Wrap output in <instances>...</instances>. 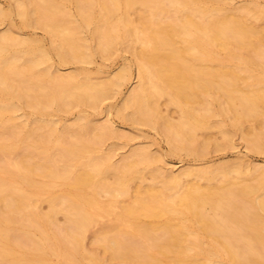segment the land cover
<instances>
[{
  "label": "bare ground",
  "instance_id": "6f19581e",
  "mask_svg": "<svg viewBox=\"0 0 264 264\" xmlns=\"http://www.w3.org/2000/svg\"><path fill=\"white\" fill-rule=\"evenodd\" d=\"M61 1L16 0L19 7H17L18 13L16 14L24 19L25 24H27L28 19L32 21L31 18L34 15L37 16L36 21L39 15L50 19L49 23L44 24L56 37L50 48L43 47L40 44V39L19 36L17 30L15 31L16 34L10 28L0 32V123L4 122V115L7 112H15V110L17 112V109H20L25 103L33 106L34 111L32 110V113L39 112L40 117L42 112L51 113L56 106L59 108L60 100L64 104L87 101L89 102L87 105H90V102L96 105L102 98H106L113 86L121 84V78L125 77L123 75L119 74L112 80L96 82L89 80L91 75L89 79L87 74L81 77L85 69L78 70V73L77 71L76 73L72 72L73 74L68 73L69 75H57L53 72V76H51L52 70L49 69V62L52 59L51 52L54 50L62 62H68L69 58H72L73 61L76 60L75 63H82L79 61L91 59L90 51L93 47L89 42L90 39H86L85 34L83 35V30L86 27L91 28V25H93L92 27L95 26L91 36L93 34L92 38L98 40L97 43L100 45L98 48H102L103 51L112 46L111 44L118 37L124 41L130 38L131 43L135 45L136 41L143 44L139 45L141 47L139 49L129 47L134 49L133 51L140 58L139 75L141 82L140 86L118 111L120 115L128 116L127 108L132 106L134 113L136 110V114L137 112L140 115L148 116L151 114V117L153 114L155 117L154 114L158 113L155 97L160 96L162 98L164 94L169 95L170 102L178 104L182 108V117L179 118V121L173 122L162 118L164 126L168 129L167 138L172 141L173 146H178L179 144L174 145V143L181 139L186 143V146L189 143L197 147L199 144L197 129L202 126L208 127L210 124L208 115L211 112H219L221 115L223 114L222 111L226 110L233 118L234 127H239L243 125V121L246 122V115L253 113L258 115L256 112L259 113L264 110V66H262V70L257 71L258 73L246 69L251 66V62H256V56L258 60L259 58L264 59V47H259L260 44H257L262 32L260 33L256 26L255 28L254 25L247 24L236 14L237 17L231 16L232 14L228 15L223 12L225 10L222 11L224 14H221L222 12L216 14L223 7L215 10V8L207 6L210 2L205 3L207 4L205 5L200 0H83L82 2H85L86 6L78 5L80 19L76 21L71 16H60V13L64 14L65 11L61 8L62 4L59 5ZM135 6L139 9L143 8L141 17H139L141 18L139 24H134L130 17L131 10H134ZM97 8H100L99 12L96 10ZM4 9L0 5V17L6 12ZM257 9L258 7H256ZM248 10H251V7L250 9L248 7ZM96 11V15L100 17L102 22L100 25H97L98 22H95L96 25H94L95 23L92 24L93 20L91 21V17L95 15ZM262 11L264 12V10ZM8 16L10 15L8 14ZM96 18L94 20L98 19ZM232 36L235 38L234 42L230 41ZM129 40L128 42H130ZM132 40H135V43ZM259 42L262 41L259 40ZM232 46L239 50H235ZM249 46L253 47L255 53L246 56L247 50L243 51ZM219 47L227 50L226 52L222 50L226 53L224 57L217 56L219 51H216V48ZM247 52L249 53V50ZM209 59L216 60L217 65L220 64V66L210 68L209 66L206 67L207 65H200V61L203 63L204 60ZM233 59L238 60L236 64L238 69L231 67L233 65H230V61L234 62ZM226 60H229L228 64L225 62ZM258 60L256 63L262 65ZM48 63L49 65L45 68L41 67ZM225 63L230 67L226 66ZM40 67L45 69V71L43 70L44 75H49L47 78H49V82L52 80L51 84H48L49 82L44 84L42 76L34 74L35 71L40 70ZM79 69H83V67ZM241 69L244 72L247 70L248 75L245 76L246 73H243V76L242 72L240 73ZM27 74H34L35 76H26ZM15 80L18 81V84H16L17 81L13 82ZM239 80L244 81L245 84H242L243 82L238 83ZM215 82L218 83L221 90H224L223 93H227L226 103L223 100L224 105L219 102L217 107L214 104L221 98L218 92L211 95L214 96L212 100H209L208 97V100H205L200 96L201 93H207ZM240 83L244 85L242 88H240L242 86ZM255 84L259 85L256 86ZM245 86L246 88L249 86V89H244ZM210 93L208 92V94ZM25 94L26 97H32V100L30 98L31 102L23 101ZM191 98H196L204 105L203 108L201 109L199 106L200 109L196 110V108L188 105L187 100L189 101ZM220 101L222 102V100ZM47 106L54 108L51 111H46V108H49ZM207 113L209 114L207 115ZM250 116L249 120H251ZM13 117H11L10 123L7 119L9 124L4 125V129H7V136L3 137L0 134L2 136L0 137V264H53L51 260L56 257H58L60 264H84L83 260L87 264V260L83 259L86 256L82 252L84 251L85 233L90 230L89 228L93 224L96 223L97 225L99 220L102 223V219L110 215H113V220L109 224L108 230L104 232L105 234L102 232L104 234L103 240L110 244L109 247L113 248L115 252H120L121 255L118 256H123L126 264H129L133 257L138 258L139 263L137 264H214L215 259L216 264L219 261L217 259L228 260L226 262L230 264H264L263 167L262 169L253 166L254 173L259 171L261 174L256 184L247 181V183H241L243 178L240 176L244 174L243 177H249L246 172V174L242 172L243 169L240 170L241 167L238 171L240 176L236 174L238 178L235 177L241 181L233 179L232 182L227 164L226 167L223 164L218 168L209 166L197 168L198 170L186 169L177 173L163 172L162 177L159 176L163 178V185H172L177 190L179 185L183 186L182 177L184 175L199 176L196 177L197 179L200 176H208L209 182H211L220 174L219 176L222 175L221 177L227 182L224 184H229V186L228 188L224 186V190V187L220 185L223 189L218 191L211 183V185L203 186L204 184H199L200 182H194L186 188L183 186V190L181 189V192L177 191L178 193L175 194L172 187H167L173 190V194H170L166 193L168 192L167 189L165 192L160 190L162 187L157 189L152 186L148 187L146 192L137 190L132 201L125 204L122 202L121 205H123L119 206L117 204L119 203L118 197L127 196L130 193L128 180L140 174L141 171L139 172L138 167L141 166L138 165L147 161L151 154L148 155V152L144 151L136 152L132 157H126L122 163L120 162V165L118 164L119 166L115 165V169L121 170L123 173L120 175L116 173L115 180L109 182L106 180L107 178L104 179L103 177L107 168L102 166L103 164L106 165L105 167L114 165L110 164L109 155H106L107 158L102 157L104 161L100 162L98 156L91 153L94 150H92V144L102 138L105 129H107L106 126L93 127L97 131L87 136L84 134L85 132L81 131H87L88 125L90 128L92 127L89 124L90 119L87 118L88 115H80V119H82L80 122H85L79 126L83 130L74 134L76 139L69 134L74 138H70L73 140L69 139V142H66L68 138L63 136L65 141L64 138L62 140L59 138V142L54 143L56 146L52 147L53 145L51 146L49 143L50 136L49 139L46 136L48 131H45L46 134L38 136L35 140L33 138L35 142L31 141L34 143L32 144L34 148L31 143L28 146L33 148H30V151L37 149V152L34 151L36 154L38 153L35 158V154L28 152L25 155H22L24 153L21 155L17 153L22 149L18 144L19 136L22 140L25 135H21L23 131H18L21 134L17 131H11L10 127L20 124V122L14 121ZM153 117L152 120L148 119L153 121ZM49 119L44 118L45 123L54 127L58 120ZM7 120L5 121L7 122ZM30 121L36 123L34 118ZM27 124L25 122V126ZM0 125L3 126V124ZM220 127L223 128L222 124ZM50 129L53 130L54 128L50 127ZM223 130L224 133L228 134V129L223 128ZM25 131L28 136L32 135L33 131ZM36 132L38 134L39 131ZM49 132L53 133L50 130ZM39 133L41 134V131ZM64 135L66 136L65 133ZM256 137L251 141V143L254 142V145H257L258 140H261L259 139L260 135H256ZM173 141L175 142L173 143ZM54 148H58V152H54ZM85 151H89L86 161V165L89 167L75 170L77 168L71 167L72 165L68 162L69 160L66 161V158L72 157L77 160ZM251 174L250 176L253 177V173ZM152 175L154 179H157L159 173L154 171ZM38 176L42 179H38ZM255 176L257 177V174ZM154 181H158V179ZM236 183H239V186L233 187ZM55 186L61 188L60 191L55 192L53 190ZM220 186L219 188H221ZM260 191L263 194L261 196L258 194L261 193ZM102 192L109 194L110 198L107 202L100 199ZM236 198L239 201L240 199L241 201L247 200L255 210L246 208L243 205L245 203L233 201ZM40 200L49 202L50 208L47 212L40 210L39 203H42L39 202ZM207 206L211 207L212 214L211 211H209L210 213L206 211ZM59 212L65 214L66 221L63 225L56 226L55 219L57 220L56 215ZM172 214H178L183 219L179 217L180 221L177 219L179 222L173 224L170 221ZM141 215H148L153 218L169 216L165 222H161L163 225L162 228H159L157 225L140 220ZM184 217H188L187 219L191 221H189L191 224L186 223ZM160 229L166 231L165 237L155 235L156 231ZM163 231L159 234H162ZM194 231L204 233V235L200 234L210 241L207 239L208 242L205 243V238L201 237L199 233V235L197 233L194 235ZM134 238L142 240V243L140 245L126 244V240L131 239L133 241ZM103 245L105 244L103 243ZM51 256L56 257L50 259ZM100 257L102 258L101 255ZM89 260L90 264H102V259L97 255L90 256ZM132 263L134 262L131 261Z\"/></svg>",
  "mask_w": 264,
  "mask_h": 264
},
{
  "label": "rangeland",
  "instance_id": "374dc122",
  "mask_svg": "<svg viewBox=\"0 0 264 264\" xmlns=\"http://www.w3.org/2000/svg\"><path fill=\"white\" fill-rule=\"evenodd\" d=\"M56 1H58V0H56ZM82 1L83 0H81V1L80 0H62L59 3V5L62 4L61 8L65 10L64 14L65 13L66 14L64 15V14L60 13V16L61 15L63 17L71 16L76 21H79L80 12L78 11L79 10L78 5L83 6V7L86 6L85 2H82ZM200 1H202V3H204V4L205 3L208 4L210 2L208 5L207 4H205V5H207L209 7L211 6L210 8H215V10H219L223 7L221 10L217 11L216 14L225 10L223 12H226L228 15H231V14H232L231 16L237 15L238 17H241V19L243 21H245L247 24L249 23V25H252V26L254 25L253 27L256 26L257 30L260 31V33L262 32L259 35L260 36L259 40L262 42L260 43L258 40L257 44L258 45L260 44L259 47H261V46L264 47L263 46L264 45V12L262 11V10H264V0H200ZM0 5L2 6L3 9L5 8L4 11H6L0 17L1 18L0 19V32L6 31V30H8V28H10V30L12 29V32L16 34L15 31L17 30V32H18L17 34L18 35L20 34L19 36H21V37L37 38L38 40L40 39V44H42V46L45 48H50L53 41L56 40V37H54V35L51 34V32L48 30L49 28L46 27V25H44V24L50 22V19L48 17H43V16L39 15L41 18L38 16V20L36 21L35 19H37L36 18L37 16L34 15L35 17L33 16L31 18L32 21L30 19L27 20V22H26L28 24L27 25L24 23L25 22L24 19L21 16H19V14H16V13H18L17 11L19 8L18 4H16V0H0ZM212 5H214L215 7H213ZM136 6L141 7L140 5H136ZM138 7H136L134 10L132 9L131 10L132 12L130 14V17L134 21V24H136V23L139 24L140 20H141V18H139V17H141L140 15H141L143 8L139 9ZM248 7H249V9L251 7V10L247 11ZM256 7H258L257 10H256ZM96 10H98V12H99L100 8H97ZM259 10H261V11H259ZM10 12H11V14H10ZM67 12H69V13H67ZM138 12H140V13H138ZM184 12H186V11H184ZM223 12L221 14H224ZM256 12H258V13H256ZM255 13H256V15H254ZM8 14L10 16H8ZM68 14H72V15H68ZM96 14H97V11H96L95 15H93V16L95 18L97 17L98 19L97 18L96 19L98 21L94 20L95 18L92 16L91 17V21L93 20L92 24H94L95 22L96 23L98 22L97 25H100L102 23L101 19ZM96 23L94 25H96ZM92 26L93 25H91V28L86 27L83 30V32H84L83 35L85 34V36H86V37L85 36L84 37L88 40L90 39L89 42H90L91 46L93 47L92 48L93 50L91 49V51H90L91 59H89V61H84V60L79 61L82 63H75L76 60L73 61L72 58H69L68 62H62L59 59L60 57L57 56L58 54L54 50L53 52H51V57H52L51 61L53 63V66H52L51 61L49 62L50 63L49 69L51 68L50 71L52 70L51 76H53V72H54V74L57 73V75H60V74L61 75L66 74L67 75L68 73L69 74H71L72 72L76 73V71L78 73V70L81 71V70L85 69V71H84L85 73L81 72L82 73L81 77H83L84 74L85 75L87 74L86 76H88V79H89L90 78L89 76L91 75V78L89 79L91 81H96V82L97 81H108L109 79L112 80V79L116 78V76H118L119 74L123 75V77L124 76L125 77L121 78V84L120 85L113 86L112 87L113 89L111 88L112 91L110 90V92H108V95L106 96V98L105 97L102 98L100 100V102L98 101L99 104L97 103L96 105H93L91 102H90V105H87L89 103L87 101L82 102V103L81 102H69V103L64 104L60 100L59 101V108H57V106H56L57 109L54 107H53L54 108L53 109L51 106H47L50 109L46 108V111L47 110L51 111L53 109V112H51V113L50 112L49 113L42 112L41 117L39 115V112H37L38 115L36 112L32 113V110L34 109L33 106L28 105L26 103H25V105L21 106L20 109H17V112H16V110H15V112L10 111L11 113L7 112L6 115H4V122L5 123L4 122L0 123V124H3V126L0 125V134L3 137L7 134L6 133L7 129H4L5 128L4 125L9 124L11 121V117H13L15 115L13 117L14 121H16V122L18 121V122H20V124H17L14 127L13 126L10 127L11 131H15V132L16 131L17 132L23 131L24 134L23 133L21 134V132H18V133L26 136V137L24 136L26 140L22 136L23 137L22 140L24 139L23 141L21 140V137L19 136V139L21 141L19 140L18 144H20V149L22 148L21 149L22 151L19 149L20 151L17 152L18 154L20 153L19 155H21L22 153H24L22 155H25L28 152V153H31L33 155L35 154L34 157L36 158V155L38 153L37 154L35 153V152H37V149L32 150L34 148V146L32 145L34 143L32 141L37 139L38 136H42L43 134H46L47 132H45V131H48V134H46V136H48V139L50 136V140H52V142H50V140H49L50 145L51 146L53 145L52 147L56 146V144L59 142V138H60V140H62V138H64V137L68 138V139H66V142H69V139L73 138V137H75V139H76V136L74 134L77 133V131L80 132L81 130H83V128L80 129L79 126H81V124L85 122V121L82 123L80 122V121H82V119H80V115L81 116H84V115L87 116L88 115L89 117H87V118L90 119L89 124H91L92 127L90 128V125H88L89 127L87 126L88 128L86 130L89 131L90 133L85 131V130H83L81 132H83V133L85 132L84 134H86L88 136L91 133L93 134L95 131H97V129L94 130V128H93L95 126L96 127L106 126V128H107V129H105V134L102 136V138L97 140V142H94L92 144V150L93 149L94 150L91 152L94 156L95 155L98 156L100 162H103L104 161L103 158H107L108 156L106 157V155L108 154L110 157L109 158L110 159L109 162H111L110 164H114V165H111L112 167L111 166L105 167L106 166L105 164L102 165V166H104V168H107V170L105 169V171L103 173V177H104V179L107 178L106 179L107 181L113 182L117 175H120L121 173H123L121 170L115 169V165L119 166L122 163V161L125 160L126 157H132L134 153L144 152V151L146 153L148 152V155L151 154L150 155L151 157L149 156L150 158H148L147 161H144V162H146L145 164H143L144 162H142L141 164L138 165V166H141V167H138V170H139V172L141 171L142 174L140 172V174L138 173L139 175H135V177L133 176V178L128 180L129 183H127V184H128V188H129L130 193L127 194V196L121 195L120 197H118L119 203H117V204L119 206L123 205V204L121 205L122 202H124V204H125V203H129V201H132L134 198L135 192L137 190H140L142 192L143 191L146 192V190L149 189L148 187H152V186H154L157 189L162 187L160 190H164V191H165V189H167L168 192H166V191L165 192L170 193V194H173L172 193L173 190L176 191V192L173 191L174 194L178 193L177 191L181 192V189L183 186H184L183 188H186L189 184H192L194 182H198V183L200 182L199 184L202 183V184H204L203 186H208V185L212 184L214 187H216V190H218V191L223 189L221 186H223V187L227 186L226 188H228V186H229V184L228 185L224 184V182L225 183H227V182L223 179V177H221L222 175L219 176L220 174L215 177L216 179L212 180L213 182L212 181L209 182L210 179H208V176L207 177L206 176H200V178L201 177L202 178L197 179L196 177H199V176L194 177V175L193 176L184 175L182 177V180H183L182 183L183 184L181 183L183 186L181 187V185H179L178 186L179 189L177 190V188L172 187V185H169V186L163 185V183H164V182H162L163 178H160V177H162L163 172L177 173V172H180V171L186 170V169L187 170L188 169H197V168L200 169V168H205V167H209V166H211L213 168H216V167L218 168V167H221L223 164H225L223 166L226 167V164H227V166H229L230 176L232 177L230 179H232V182H233V179L235 180L236 178H238V176H240V173H238L239 167H241L240 170L243 169L242 170L243 173L246 172L247 175H249V177L248 176L243 177V176H245L244 174H243V176H240V178H243V179H241V180H243L241 183H243V182L247 183L248 182V183L256 184L258 182L257 180L260 179L258 177H261V174L259 171L254 173L255 171L253 170V168L255 166H257L259 168H262V167L264 168V110L262 112H259V113L256 112V114H258L259 116L255 115V113L246 115V118H245L246 122L243 121V125L239 126V127H234L233 122H232L233 118H232V116H230L229 113H227L226 110H223L222 111L223 114H221V115L219 114V112H217V113L216 112H211V113L209 112L210 114L207 113V115L209 114L208 116L210 118L209 119L210 124L208 125V127L202 126L203 128L200 127V128H198L199 130L197 129V135H198L197 138H198V142H199V144H197V147H196V145H191L189 143H187V146H188L187 147L186 143L183 142L181 139H178L177 142L173 141V143L174 142L176 143V144L174 143V145L179 144L178 146H173L172 141L169 138H167L168 129H166V127L164 126V123H163L164 120L162 121V118L165 120L168 119V120H171L173 122H177L182 117L181 116L182 108L178 104L171 103L170 102L171 100H169V98H168L169 95L166 94L167 95L166 96L164 94V96L162 95L163 97L161 96L162 98H160V96L158 98L155 97V100H156V103L158 106L157 107L158 108L157 114H158V116L160 115V117H158L157 114H154L155 117H153V114H152L153 121L149 120L152 118L151 114L148 116L147 115H140L138 112L136 114V110L134 113V109H132L134 107H132V106L130 108L129 107L127 108L128 109L127 111L129 113L128 116H124V115L122 116V115H120V113L118 111V109H120L124 105L126 100H128L129 96L130 95L132 96V94L135 92V90L140 86V82H141L140 81L141 76L139 75L140 74L139 73L140 72L139 71V69H140L139 68L140 67V58L137 56L135 51H133L134 49L129 48V47L132 46L136 49H139V48H141L139 45H143V44L141 42L138 43V41H136V45H135V44L131 43L130 38H129L130 40L129 39L126 40L124 38L125 39V41H124L121 37H118L120 39L117 38V39H115V42H113L115 44L117 43L116 45L112 43L111 44L112 46H109L108 47L109 49L107 48L108 50L106 49L103 51L102 48H98V46H100L97 43L98 40L97 39L94 40L92 38L93 34L91 36L93 28L95 27V26L94 27H92ZM13 29H15V30L13 31ZM88 29H90V30H88ZM119 40H121V41H119ZM128 40L130 42H128ZM230 41L234 42L235 38L232 36L230 38ZM132 42L135 43V40L134 41L132 40ZM249 47H251V48H249ZM249 47L243 51V52H245L246 50L247 51L249 50V53H251V54H249L246 51L247 52V53L245 52L246 56L254 55V53H255L253 47L252 46H249ZM233 48L237 51L239 50L236 47H233ZM216 49H217L216 51H219V53H220V49H221V53L219 54L217 52L218 53L217 56H219V57L225 56V54H226L225 52L227 50H224L221 47L216 48ZM222 50H224L225 52ZM220 55H222V56H220ZM90 60H91V62H90ZM236 60L237 59H233L234 62L230 61V63H231L230 65H233L231 67H237L236 64L238 63V60L237 61ZM255 60L257 62V60H258L257 56L255 57ZM263 60L264 59H261V58H259V60H258V62L260 61L262 63V65H260L256 62H251V64H250L251 66L249 65L250 67H248L246 69L249 70L250 72H251V70L256 71V72L262 70L263 69L262 66H264ZM228 61L226 60L225 62H227V64H228ZM200 62H201V64H200ZM200 62H199V64L201 66L203 64V66L207 65L206 67L209 66L210 68H216V67H218V65L220 66V64L217 65L216 60L214 61L212 59L211 60L209 59L207 61L204 60L203 63H202V61H200ZM49 63L44 64L41 67L45 68V66L49 65ZM218 63H219V61H218ZM227 64H226V66L230 67V65H227ZM51 66L53 67L54 71H53ZM81 66L83 67V69H79V68H82ZM41 67L39 68L40 70L37 69L38 71H35L34 74L35 75L37 74L40 77L42 76L43 82H44V84H46L45 82H49V78H47L49 75L48 76L44 75L43 70L45 71V69H42ZM236 69H238V67ZM246 71L244 72V70L241 69L240 73L242 72V75H243V73H246L245 74V76H246V75H248L247 74L248 71L247 72ZM34 74H32V75L27 74L26 76H35ZM43 77H45V78H43ZM46 79H47V81H46ZM50 79H51V77H50ZM16 81L17 80H15L13 82L15 83ZM239 82H241V81L239 80L238 83ZM242 82H241L242 84H245L244 81H242ZM51 83H52V80H50V82L48 84H51ZM241 83H240V85H242ZM16 84H18V81ZM255 85L258 86L259 84H255ZM255 85H254V87H255ZM243 86L244 85L240 86V88H242ZM114 87H116V88H114ZM250 88H251V86H250ZM244 89H249V86H247V88L245 86ZM210 90L208 91L209 93L212 92L210 94H208V92L205 94L201 93L202 95L200 94L202 99H205V100L211 99L212 100L214 98V96H211V95L217 94V92H218V94L221 95L220 100H222V102L220 100L218 102L216 101V104H214V106L215 107L219 106V104H217L219 102L223 103V105H224V101L227 100V93L226 92L223 93L224 90L223 89L221 90L218 83L215 82L213 87H210ZM236 94H239V92H236ZM225 95H226V97H225ZM27 97L25 94L23 101H28V102L30 101L31 102L32 97H30V96L28 98ZM207 97H208V99H207ZM30 98H31V100H30ZM158 100H159V103H158ZM193 101H196V102L194 103ZM187 102L189 103L188 105L196 108V110H199L200 108L202 109L204 106L199 101H197L196 98H191V100H189V101L187 100ZM84 103H86V104H84ZM225 103H226V101H225ZM61 104H62V107H61ZM43 105H45V104H43ZM65 106H66V108H65ZM199 106H200V108H199ZM224 111L226 112L225 114H224ZM46 113L48 114V116ZM9 114H10V116H9ZM161 115H163V116H161ZM249 115L253 116V117L250 116L251 120H249ZM144 116L147 118L145 119ZM49 117H50V119H49ZM19 118H21L23 121L22 120L20 121ZM24 118H25V120H27V121L29 120V121L28 122L25 121ZM33 118L36 120V123L34 121H33L34 123L32 121H30V120H33ZM44 118L46 120H48V119L53 120L54 119V120H56V121L58 120V121L56 124H54V127H53L52 125H47V123H45V121H44ZM7 119H9V123H8ZM17 119H19V120H17ZM256 119H257V121H256ZM5 120H7V122ZM37 120H42L44 122L37 121ZM25 122H26V124L28 123L29 125H31L33 123L31 126H33V125L35 126L37 124L38 125L35 126L36 128L34 126L31 127L28 124L25 126ZM39 122H40V124H39ZM77 122H79V123L77 124ZM21 123H22V125H24L23 127H22ZM156 123H158V124H156ZM221 124H222L223 128L228 129V134L224 133L223 128L220 127ZM38 126H40V128H38ZM29 127H31V128H29ZM50 127L54 128L53 129L54 131L51 130ZM28 128H29V130H28ZM2 129H3L4 133L2 132ZM25 130H27V132L33 131L32 135L28 136ZM37 130L39 132L41 131V134L39 132L37 134V132H36ZM49 130L52 131L53 133H50ZM92 130H94V131L92 132ZM64 133L66 134V136L64 135ZM69 134L71 136L73 135V137H71ZM33 135H35V136H33ZM256 135L257 136L260 135L261 137H259V139H261V140H258L257 145H254L253 144L254 142L251 143V141H253L255 138H257ZM2 136H0V137H2ZM33 138H34V140H33ZM65 138H64V141H65ZM73 139H70V140H73ZM29 143H31V145L33 147V148L30 147V148H32L31 151L29 148V146H30ZM54 143H56V144L54 145ZM180 145H182V146L180 147ZM183 146H186V148H183ZM191 146H192V148H191ZM255 146H257V147L260 146V147L257 148ZM28 149L30 152L28 151ZM55 149L56 148H54V152L55 151L58 152L57 151L58 148L56 150ZM86 151L82 152V154H81L82 156H80V158H78L77 160L73 159L72 157H68L69 159L66 158V161L69 160L68 162L72 165L71 166L69 164L70 169H71V167H74V168H77L75 170H81V169H85V167H87V168L89 167L88 165H86V163H87L86 161L88 160L87 156H89V151L88 152H86ZM37 158H38V156H37ZM148 161H149L150 166L148 164ZM237 168H238V170H237ZM250 168H252V169H250ZM116 171H118V172L121 171V172L118 174V172H116ZM154 171L159 173L158 178H157L158 181H154V180H157V179H154V177L152 175ZM236 171H237V173H236ZM251 171H253V172H251ZM116 173H117V175H116ZM248 173H250V174H248ZM251 173H253V177L250 176V175H252ZM236 174H239V175L237 176ZM255 174H257V177L255 176ZM37 178L42 179V177H39V176ZM245 178H246V180H244ZM195 180H197V181H195ZM239 180L240 179H238V180L236 179L235 181H239ZM230 182H231V180H230ZM213 183H215V184H213ZM219 186L221 188H219ZM234 186L235 187L239 186V183L234 184L233 187ZM167 187H169V188L172 187L173 190L168 189ZM225 187H224V190H225ZM217 188H219V189H217ZM60 189L58 186H55L53 190L55 192H58V191H60ZM262 192H263V190H262ZM262 192L258 193V194H260V196H261L264 194V192H263V194H262ZM102 193L100 195V199L107 202L110 198L109 194L107 192H104L103 194ZM258 194H255V195L257 196ZM256 196H253V197H256ZM43 201L42 200L39 201V202H42L41 204L39 203V205L41 207L40 210L42 209L43 212L44 211L47 212L50 208L49 207L50 204H49V202L47 203V200H45L44 202ZM233 201L242 202L241 204L245 203L243 205L246 208L255 210L254 208L251 207L250 203L247 200L241 201V199H240V201H239L236 198ZM210 208H211L210 206L209 207L207 206L206 211L208 213H210L209 211H211V214H212V210H210ZM175 215H177L178 218L175 217ZM175 215L174 214L171 215L170 221L173 224H175L176 222H179L180 218L183 219L180 215L179 216H178V214H175ZM110 216H105L102 219L103 225H102V223H100V220H99L97 225H96V223L93 224L89 228L90 230H88V232L85 233V236H84L85 238H84V242H83L84 251H82V252H83V255L86 256V258L84 257L83 259L87 260L86 261V262H88L87 264H90L89 257L92 255L99 256V258L102 259V264H126V261L123 258V256H118V255H121L120 252H117V251L115 252V250L113 248L109 247L110 244L106 243L103 240V236L105 234L104 232H106V230H108V226H109V224L112 223V220H113V215L111 216V218H110ZM168 216L169 215H164V216L153 218V217L148 216V215H141L140 220H142L143 222L151 223L152 225H157L159 228H162L163 224L161 222H163V221L165 222L166 219L168 218ZM56 218H57V220L55 219V222H56L55 224H57L56 226L63 225L65 223L64 221H66L65 220L66 219L65 214L62 212L61 213L59 212L56 215ZM109 218L111 221L109 220ZM187 218L188 217L185 218L186 220L184 219L185 222L188 224H191V223H189L190 220H188ZM177 219H179V221ZM104 223H105V226H104ZM158 224H161V225H158ZM160 230L163 231L164 229H160ZM160 230H157L155 235L165 237V235H167L166 231L165 232L163 231L165 234L163 232H162V234H159L161 232ZM158 231H160V232H158ZM197 231H201V230H197ZM197 231H194V235H196L195 233H197ZM198 233H197V235H199L200 233L204 235V233H202V232H200L199 234ZM100 237H101L102 241L100 240ZM201 237L205 238V236H202V235H201ZM207 239H208L207 237L205 238V240L203 239L205 241V243L208 242ZM139 240L140 239H137V238H134L133 241L131 239H128V240H126V242H127L126 244H134V245L139 244L140 245L142 243V240H140V241ZM208 240L210 241V239H208ZM102 242L105 245H103ZM104 249L105 250L108 249V250L105 252ZM111 251H112L113 255H112ZM84 252H86V253H84ZM100 255L102 256V258L100 257ZM170 255L172 256V254H170ZM53 257L54 256H51L50 259H52ZM57 258L58 257L51 260L53 264H56V263L60 264V261ZM111 258H113V259H111ZM55 260H58V261H55ZM215 260H214V264H216ZM220 260L221 259H217V261H218L217 264L229 263V262H226L228 260H226V261H225V259H222L221 261ZM131 261L134 262L132 264L139 263L138 258H136V257L131 258ZM131 261L129 262V264H131ZM223 262H225V263H223ZM83 263L86 264L84 260H83Z\"/></svg>",
  "mask_w": 264,
  "mask_h": 264
}]
</instances>
